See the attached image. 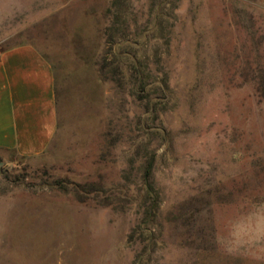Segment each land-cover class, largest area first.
Segmentation results:
<instances>
[{"label":"rangeland","instance_id":"obj_1","mask_svg":"<svg viewBox=\"0 0 264 264\" xmlns=\"http://www.w3.org/2000/svg\"><path fill=\"white\" fill-rule=\"evenodd\" d=\"M22 43L60 128L0 152V264H264V0H0Z\"/></svg>","mask_w":264,"mask_h":264},{"label":"crops","instance_id":"obj_2","mask_svg":"<svg viewBox=\"0 0 264 264\" xmlns=\"http://www.w3.org/2000/svg\"><path fill=\"white\" fill-rule=\"evenodd\" d=\"M60 114L54 63L33 43L0 53V152L40 156L57 138Z\"/></svg>","mask_w":264,"mask_h":264},{"label":"trees","instance_id":"obj_3","mask_svg":"<svg viewBox=\"0 0 264 264\" xmlns=\"http://www.w3.org/2000/svg\"><path fill=\"white\" fill-rule=\"evenodd\" d=\"M150 192H152V191H150ZM153 200L155 201V198H153Z\"/></svg>","mask_w":264,"mask_h":264}]
</instances>
